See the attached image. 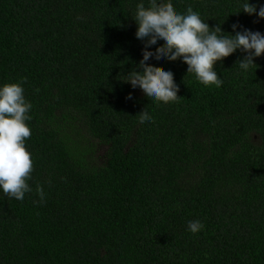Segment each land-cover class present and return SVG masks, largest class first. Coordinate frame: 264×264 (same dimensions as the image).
Returning <instances> with one entry per match:
<instances>
[{"label":"trees","instance_id":"trees-1","mask_svg":"<svg viewBox=\"0 0 264 264\" xmlns=\"http://www.w3.org/2000/svg\"><path fill=\"white\" fill-rule=\"evenodd\" d=\"M139 2L0 0V84L26 78L33 105V191H0V264H264V54L243 73L240 50L218 61L219 87L153 59L180 86L157 104L121 80L141 70ZM172 3L225 35L237 22L264 33L238 0Z\"/></svg>","mask_w":264,"mask_h":264},{"label":"clouds","instance_id":"clouds-1","mask_svg":"<svg viewBox=\"0 0 264 264\" xmlns=\"http://www.w3.org/2000/svg\"><path fill=\"white\" fill-rule=\"evenodd\" d=\"M238 5V12L255 14L257 22L264 19V4L238 0ZM132 17L137 24L135 35L145 45L138 64L141 70L134 68L123 73L121 80L130 83L133 89H141L150 101L157 104L177 102L180 86L171 70L149 63L153 59L157 64L182 59L188 65L187 73L194 74L200 83L219 87L223 80L216 71L218 61L240 50L246 53L238 61L243 73L255 64V57L264 54V33L244 28L237 22L232 25V32H227L230 35H225L220 25L210 27L191 6L186 12H177L172 0H150L148 6L140 0ZM161 42L163 47L150 50ZM25 80L0 84V191L20 201L33 191L28 182L32 179L33 159L26 147V140L32 135L27 122L32 119L33 105L25 96ZM126 98L133 99V94L129 93ZM138 114L142 125L154 120L148 108ZM35 191L40 197L38 202H46L43 186L37 185ZM203 228L204 224L198 219L188 221L187 230L193 234Z\"/></svg>","mask_w":264,"mask_h":264},{"label":"rangeland","instance_id":"rangeland-1","mask_svg":"<svg viewBox=\"0 0 264 264\" xmlns=\"http://www.w3.org/2000/svg\"><path fill=\"white\" fill-rule=\"evenodd\" d=\"M97 147H98V151L103 153V147H101V145H97Z\"/></svg>","mask_w":264,"mask_h":264}]
</instances>
